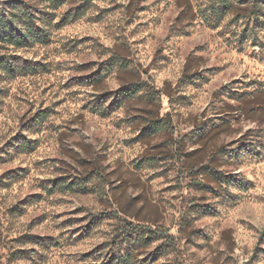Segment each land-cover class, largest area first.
Wrapping results in <instances>:
<instances>
[{"label":"rangeland","instance_id":"obj_1","mask_svg":"<svg viewBox=\"0 0 264 264\" xmlns=\"http://www.w3.org/2000/svg\"><path fill=\"white\" fill-rule=\"evenodd\" d=\"M215 1L66 0L0 49L44 67L0 72V264H264V18Z\"/></svg>","mask_w":264,"mask_h":264},{"label":"trees","instance_id":"obj_2","mask_svg":"<svg viewBox=\"0 0 264 264\" xmlns=\"http://www.w3.org/2000/svg\"><path fill=\"white\" fill-rule=\"evenodd\" d=\"M262 1L264 0H216L209 10L212 16L211 18L217 22L224 20L228 16H231L233 19H239L242 17V15L239 14L240 11H249L248 17L254 15L255 19L257 17L264 18V14L260 15L262 11L260 3ZM88 2H90V0H88ZM37 3L43 7V11L37 10L36 4L31 2H0V49L5 51L11 49L13 52H19L24 49L33 48L37 45H46L48 43L50 36L48 29L54 18L51 12L65 5L66 0H38ZM240 5L246 6V8L239 9ZM45 11L48 13L45 14ZM80 14L82 15V13L75 11L74 17L77 15L80 16ZM65 16H68V12L63 17ZM64 22L65 18H62L60 23ZM248 25L254 27L258 25V22H256V20L252 22L249 21ZM121 60L122 57L113 55L109 66L125 69ZM43 68L44 67L39 63L29 64L27 61L16 56L5 55L0 57V72L5 75L20 72L33 75L44 70ZM101 78L102 75H99L95 79V82H100ZM133 93L134 89L128 88L123 93V96L129 97ZM32 144V140L22 137L16 142L14 147L22 152L32 151ZM213 174L216 177L219 176L216 172ZM168 238H170V236ZM128 244V242L123 243V246L127 248ZM129 255V251L125 250L118 256V263L126 264Z\"/></svg>","mask_w":264,"mask_h":264}]
</instances>
